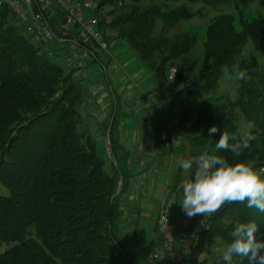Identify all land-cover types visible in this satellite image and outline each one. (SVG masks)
I'll use <instances>...</instances> for the list:
<instances>
[{"label": "trees", "instance_id": "16d2710c", "mask_svg": "<svg viewBox=\"0 0 264 264\" xmlns=\"http://www.w3.org/2000/svg\"><path fill=\"white\" fill-rule=\"evenodd\" d=\"M230 1L107 0L109 11L98 24L107 49L83 46L86 65L69 69L62 60L64 44L49 45L53 54L46 55L44 45L33 42L16 17L0 8V264H133L113 230L115 201L124 197L126 180L133 181L125 173L128 158L117 154L118 98L114 79L111 85L106 75L113 64L109 49L118 45L147 71L167 108L185 96H205L195 112L182 109L154 123L157 144L170 142L169 134L179 143L183 130L194 153L264 164V20L238 10V30L233 16L221 15L205 26L202 41L196 33L168 36L180 21L194 17L188 6ZM249 48L253 57L247 60ZM94 65L102 70L101 94L76 81L77 73ZM171 68L176 73L169 82ZM240 71L249 79H237ZM228 78H234L231 103L214 96ZM233 108L257 137L239 157L216 149L223 132L241 135L237 123L224 117ZM213 125L218 131L209 136ZM96 130H103L100 143L109 144L105 158L97 152ZM119 177L122 189L116 195ZM248 222L258 225L257 238L264 240V212L247 201L226 203L197 236L186 263L226 264L212 247H225L235 226Z\"/></svg>", "mask_w": 264, "mask_h": 264}, {"label": "rangeland", "instance_id": "374dc122", "mask_svg": "<svg viewBox=\"0 0 264 264\" xmlns=\"http://www.w3.org/2000/svg\"><path fill=\"white\" fill-rule=\"evenodd\" d=\"M263 0H231L229 3L219 6H205L203 4H193L187 7L188 11L194 14V17L189 20L180 21L174 28L170 29L168 36L181 35L183 33H196L202 41L204 28L208 23L215 17L221 15H231L235 18V27L238 30V20L236 19L238 10L244 12L245 15L253 16L254 18L264 20V4ZM18 22V21H17ZM124 48L116 46L113 49H109V53L112 55L116 63L110 65L107 69V77L112 85V78L115 72H119L120 77L128 79L127 82H122V90L125 88L124 95L125 100L136 101L141 106L145 102L154 101L155 97L150 89L154 88L153 81L151 78L146 81L147 71L137 62L132 54L124 52ZM252 50L246 49L244 52V59L250 60L253 57ZM98 55H102L98 53ZM103 63L105 59L100 57ZM88 59L86 58V61ZM260 63H262L260 61ZM78 65V64H77ZM102 70L99 65L90 66L82 72L77 73L76 81H82L83 89L93 88L97 90L98 94L103 92ZM234 78L223 79L220 82L219 90L214 93V96L223 95L229 102H234L235 89H234ZM126 83V84H124ZM124 84V86H123ZM129 84V87L128 85ZM114 88V84L112 85ZM121 90V91H122ZM114 93L118 98L117 103L119 111H123V104L127 105L125 100H120L119 94L114 89ZM110 96L106 97L108 100ZM205 99L202 94H193L190 96L179 98L175 105L163 110V117L169 118L170 115L178 113L182 109H188L195 112L201 103ZM157 100V99H156ZM230 102V103H231ZM143 111L149 113L151 119L156 118L155 110L150 105L143 106ZM159 111V110H158ZM157 111V112H158ZM191 112V113H192ZM224 117H230L233 119L239 128V134L246 131V125L243 121L242 116L238 110L233 108L231 116L224 115ZM172 123L175 124V118L171 119ZM100 122V121H99ZM154 122L152 123V125ZM103 130H96L94 133L98 134L96 137L99 139L97 145V152L101 157H106V149L104 143H100V133ZM180 148H174L173 155H169L166 152H162V160L157 163L160 170L154 171L153 168L143 173L141 176L150 174V179L140 182L137 178L133 179V185L137 188L136 192L132 183L128 185L126 180V187H128L124 197H121L115 201V208L113 212V230L116 236L120 239L123 249L133 261V264H146V254L148 252L150 241L152 240L155 233V225L158 213L160 211V205L167 203L171 208H178L180 202L183 199L181 185L184 180L189 179V173L185 172L180 167V161L182 159H188L190 157L199 155L200 150H196L195 153L193 148L185 139V132L182 130L178 133ZM174 142L178 143L175 139ZM151 159V158H150ZM157 167V168H158ZM180 169V170H179ZM128 174V172H125ZM179 193V195H174ZM131 197V201H130ZM123 207L128 206L129 212L122 210ZM135 208V210H133ZM133 212V213H132ZM220 247H212V253Z\"/></svg>", "mask_w": 264, "mask_h": 264}, {"label": "built area", "instance_id": "2783aa9c", "mask_svg": "<svg viewBox=\"0 0 264 264\" xmlns=\"http://www.w3.org/2000/svg\"><path fill=\"white\" fill-rule=\"evenodd\" d=\"M107 0H0V8L9 10L33 42L44 45V52L52 56L49 45L64 44V67L69 69L84 61L88 54L85 45L106 50V43L98 31L100 18L109 11ZM47 47H46V46ZM59 52V51H57ZM176 71L169 69L168 81ZM162 141L165 132L160 133ZM256 170L264 164H254ZM214 214L189 218L180 205L172 215L162 204L157 216L155 233L146 254V264H187L197 236L205 231Z\"/></svg>", "mask_w": 264, "mask_h": 264}, {"label": "clouds", "instance_id": "9594fccd", "mask_svg": "<svg viewBox=\"0 0 264 264\" xmlns=\"http://www.w3.org/2000/svg\"><path fill=\"white\" fill-rule=\"evenodd\" d=\"M223 75L229 76L227 68L223 69ZM237 79L247 80L249 77L245 71H240ZM251 127L249 125V129ZM217 131L213 125L209 129V136ZM256 139L250 130L244 131L238 139L223 132L216 149L230 150L239 157ZM230 140L234 142L230 143ZM180 167L190 175L181 185L183 199L180 202L189 218L211 216L231 202L247 201L248 207L264 212V167L256 170L251 161L229 163L224 157L208 152L182 159ZM257 232L255 222L239 223L230 234L234 239L216 251L226 264H234V256L247 259L249 264H264V240L257 238Z\"/></svg>", "mask_w": 264, "mask_h": 264}, {"label": "crops", "instance_id": "0c3cea01", "mask_svg": "<svg viewBox=\"0 0 264 264\" xmlns=\"http://www.w3.org/2000/svg\"><path fill=\"white\" fill-rule=\"evenodd\" d=\"M112 57V55H110ZM113 63H116L114 58ZM83 62V63H82ZM80 62L79 64L84 65L85 60ZM78 64V65H79ZM119 72H115L113 75L114 79V88L116 92L119 94L120 100H125L124 90L125 86L124 83L123 86L125 88L121 87L122 82H127L128 79L125 77H120L118 75ZM146 81L147 79L151 78L148 73L145 75ZM129 87V84H127ZM122 90V91H121ZM153 92L155 100L154 101H148L142 104V109L138 102L136 101H130L125 100L127 105L123 104V111L118 112L117 118H116V125H115V137L118 143L117 151L118 155L123 156L124 159L128 158V163L126 165L128 174L132 176V179L137 178L140 180V182L146 181V179H150V174H147L146 176H141L143 173H147V171L153 168L154 171L160 170V167L157 166V163L162 160L161 154L162 152H166L169 155H173L174 148H180V143L174 142L170 135V142L157 144L154 139V131L152 130L153 125L152 123H157L159 121L164 122V118L162 117L163 110L167 108V105L161 102V100L158 99L157 94L155 93V89H150V92ZM157 99V100H156ZM150 105L155 110L156 118L151 119V117L148 115L149 113H145L143 111V106ZM159 110V111H158ZM158 111V112H157ZM104 140V144H105ZM108 153V152H107ZM151 158V159H150ZM123 159V160H124ZM158 167V168H157ZM180 170V169H179ZM133 182L131 186L133 185ZM137 188L134 187V191L136 192ZM174 195H179V193H176ZM131 201V197H130ZM162 205V204H161ZM160 205V207H161ZM166 210H168L169 213L172 215L176 214L178 211L180 205L178 208H171L167 205V203H163ZM129 212L128 206L123 207L122 203V210ZM135 210V208H133ZM133 213V212H132ZM154 237V236H153ZM153 239V238H152Z\"/></svg>", "mask_w": 264, "mask_h": 264}, {"label": "water", "instance_id": "95a60500", "mask_svg": "<svg viewBox=\"0 0 264 264\" xmlns=\"http://www.w3.org/2000/svg\"><path fill=\"white\" fill-rule=\"evenodd\" d=\"M108 146H109V144H108V141L106 140V141H105V149H106V151L109 153ZM108 153H107V154H108ZM121 189H122V177H119V185H118V190H117L116 195H118V194L120 193ZM116 195H115V196H116ZM113 198H114V197H113ZM113 198H112V199H113Z\"/></svg>", "mask_w": 264, "mask_h": 264}, {"label": "bare ground", "instance_id": "6f19581e", "mask_svg": "<svg viewBox=\"0 0 264 264\" xmlns=\"http://www.w3.org/2000/svg\"><path fill=\"white\" fill-rule=\"evenodd\" d=\"M196 243V242H195ZM189 256V255H188ZM187 259V258H186Z\"/></svg>", "mask_w": 264, "mask_h": 264}]
</instances>
